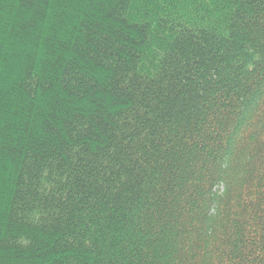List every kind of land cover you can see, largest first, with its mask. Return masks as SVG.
I'll return each instance as SVG.
<instances>
[{"label": "trees", "instance_id": "trees-1", "mask_svg": "<svg viewBox=\"0 0 264 264\" xmlns=\"http://www.w3.org/2000/svg\"><path fill=\"white\" fill-rule=\"evenodd\" d=\"M0 264H264V0H0Z\"/></svg>", "mask_w": 264, "mask_h": 264}]
</instances>
